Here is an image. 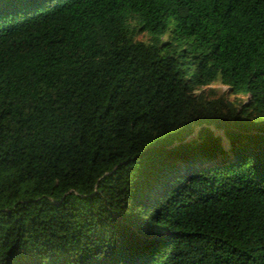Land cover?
<instances>
[{
  "label": "trees",
  "instance_id": "obj_1",
  "mask_svg": "<svg viewBox=\"0 0 264 264\" xmlns=\"http://www.w3.org/2000/svg\"><path fill=\"white\" fill-rule=\"evenodd\" d=\"M0 264H264V0H0Z\"/></svg>",
  "mask_w": 264,
  "mask_h": 264
},
{
  "label": "rangeland",
  "instance_id": "obj_2",
  "mask_svg": "<svg viewBox=\"0 0 264 264\" xmlns=\"http://www.w3.org/2000/svg\"><path fill=\"white\" fill-rule=\"evenodd\" d=\"M214 89H216V91H217V94H220V93H222L224 90H225V88L223 87V86H221V85H219V84H216V85H214V86H212Z\"/></svg>",
  "mask_w": 264,
  "mask_h": 264
}]
</instances>
